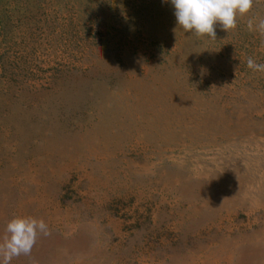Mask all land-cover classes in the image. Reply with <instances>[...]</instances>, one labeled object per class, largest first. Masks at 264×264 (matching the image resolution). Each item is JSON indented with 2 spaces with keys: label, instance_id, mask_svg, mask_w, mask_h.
Instances as JSON below:
<instances>
[{
  "label": "rangeland",
  "instance_id": "obj_1",
  "mask_svg": "<svg viewBox=\"0 0 264 264\" xmlns=\"http://www.w3.org/2000/svg\"><path fill=\"white\" fill-rule=\"evenodd\" d=\"M264 19L216 37L162 0H0V241L11 264H264Z\"/></svg>",
  "mask_w": 264,
  "mask_h": 264
},
{
  "label": "clouds",
  "instance_id": "obj_2",
  "mask_svg": "<svg viewBox=\"0 0 264 264\" xmlns=\"http://www.w3.org/2000/svg\"><path fill=\"white\" fill-rule=\"evenodd\" d=\"M174 9L177 26L185 33L197 36L216 37V26L224 30L236 27L237 15H244L253 7L254 0H162ZM250 31L264 34V19L258 23L248 22ZM247 67L257 72H264V64L257 63L251 57ZM7 235L0 241V264H11L14 257L29 256L39 236L50 234L43 219L15 216L5 226Z\"/></svg>",
  "mask_w": 264,
  "mask_h": 264
}]
</instances>
